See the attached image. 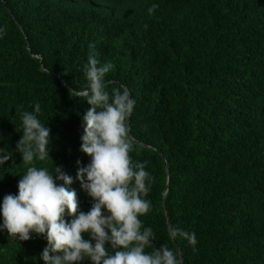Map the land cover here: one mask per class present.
<instances>
[{"label":"trees","instance_id":"obj_1","mask_svg":"<svg viewBox=\"0 0 264 264\" xmlns=\"http://www.w3.org/2000/svg\"><path fill=\"white\" fill-rule=\"evenodd\" d=\"M0 27V147L13 151L0 201L29 166L15 151L19 116L38 102L49 155L90 209L76 179L90 161L80 150L90 105L70 91L95 51L114 65L107 89L126 86L136 101L130 155L155 178L140 217L155 246H178L181 264H264V0H0ZM167 213L194 247L169 238ZM46 244L0 232V264H44Z\"/></svg>","mask_w":264,"mask_h":264},{"label":"clouds","instance_id":"obj_2","mask_svg":"<svg viewBox=\"0 0 264 264\" xmlns=\"http://www.w3.org/2000/svg\"><path fill=\"white\" fill-rule=\"evenodd\" d=\"M158 8L153 2L147 12ZM3 32L0 27V37ZM113 68L93 51L83 68L84 87L70 91L90 105L83 114L80 145L90 161L76 173L92 201L87 212L79 208L77 193L70 187L72 177L49 155L51 129L39 118L40 104L19 116L22 130L15 151L29 166L19 175L17 194H6L0 201V232L6 230L8 237L20 242L33 236L45 239L39 255L44 264H181L176 250L166 244L155 246L153 228L140 219L152 208L148 195L155 178L146 169L148 161H136L130 155L129 118L136 101L126 86L107 89L106 76ZM12 155V150L0 147V167ZM45 160L53 166L34 163ZM168 235L193 247L197 243L194 232L179 226L169 225ZM149 247L151 251L146 250Z\"/></svg>","mask_w":264,"mask_h":264},{"label":"water","instance_id":"obj_3","mask_svg":"<svg viewBox=\"0 0 264 264\" xmlns=\"http://www.w3.org/2000/svg\"><path fill=\"white\" fill-rule=\"evenodd\" d=\"M13 18L15 19L14 16H13ZM166 169H167V172H168V175H169V178H170V172H169L168 164H166ZM165 209H166V206H165ZM167 217H168V225H171V222H170V218H169V216H168V213H167ZM177 250H178L179 253H180V258H181L182 263H184V258H183V256H182L181 251H180V248H179L178 246H177Z\"/></svg>","mask_w":264,"mask_h":264}]
</instances>
